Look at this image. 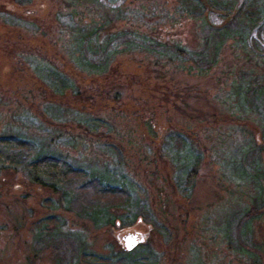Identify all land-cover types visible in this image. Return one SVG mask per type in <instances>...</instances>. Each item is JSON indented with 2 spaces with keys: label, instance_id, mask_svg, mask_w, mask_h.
<instances>
[{
  "label": "rangeland",
  "instance_id": "1",
  "mask_svg": "<svg viewBox=\"0 0 264 264\" xmlns=\"http://www.w3.org/2000/svg\"><path fill=\"white\" fill-rule=\"evenodd\" d=\"M33 1L0 0V137L126 188L113 216L154 229L129 254L3 170L0 264H264V0Z\"/></svg>",
  "mask_w": 264,
  "mask_h": 264
},
{
  "label": "trees",
  "instance_id": "2",
  "mask_svg": "<svg viewBox=\"0 0 264 264\" xmlns=\"http://www.w3.org/2000/svg\"><path fill=\"white\" fill-rule=\"evenodd\" d=\"M205 1L214 10H223L221 7V1ZM16 2L19 6H28L34 1L16 0ZM248 16L253 17L254 15L251 12L250 14L248 13ZM222 29L224 28L222 27L219 30L220 35L218 36V46L216 45L215 47V54L218 52L220 44H222L219 43V40L224 42L225 39L233 37L230 36L231 33L229 31L228 35L225 30ZM93 33L98 35L97 29L91 33H79L76 35L74 39L78 48L85 46V49L96 51L95 45H93V43L88 39V37H90ZM169 50H171L170 52L182 53L186 56H190V54L187 53L185 49H182L179 46L171 47ZM81 60H83L81 57H76V61L78 63H81ZM191 61H194V59ZM238 93L239 92H237L236 96L240 95ZM241 102L242 100L239 99L236 104H241ZM231 108H233V106H231ZM197 168L198 167H196V169H194V173L190 175L191 186H193L194 179L196 178ZM3 170L21 172L23 175L29 178L31 183L41 185L44 188H49L55 192H61L64 195L68 192L69 196L66 199V206L64 207L65 210L76 211V214L79 217L83 215L85 218L90 219L97 227L99 226L98 224L103 221L105 226H110L112 229L116 228V221L120 219L113 216L112 210L115 208V206L109 204L115 200H127L129 197V191L126 188L105 185L99 178L95 176V174H91L89 177H87L86 175L81 174V172L72 166L68 161L58 156L39 154L38 152L34 151V146L31 141L18 137H0V172ZM81 176H84V181L78 184L77 182H72L75 178ZM69 185H71V188ZM64 187H68L71 191H66ZM104 206L105 208H103ZM263 207L254 209V211L245 215L243 220H248V218H250L254 212H257ZM143 219L145 222L149 220L146 213H143ZM136 220L137 218L132 224H134ZM120 221L122 222V220ZM242 224L243 223H241V225ZM128 226L130 225L124 226L122 222V228ZM240 227H238L239 235L241 234L240 230L242 229H240ZM72 247V251L75 252L76 248L74 246ZM126 252L129 253L128 251ZM125 254L126 253L121 252L120 256ZM128 255L126 254V256ZM101 261H103V259H101Z\"/></svg>",
  "mask_w": 264,
  "mask_h": 264
},
{
  "label": "water",
  "instance_id": "3",
  "mask_svg": "<svg viewBox=\"0 0 264 264\" xmlns=\"http://www.w3.org/2000/svg\"><path fill=\"white\" fill-rule=\"evenodd\" d=\"M121 226L122 222L117 220L116 228H113V236L121 248L129 252L148 241L154 229L153 225L145 222L143 217H138L136 222L128 227Z\"/></svg>",
  "mask_w": 264,
  "mask_h": 264
}]
</instances>
